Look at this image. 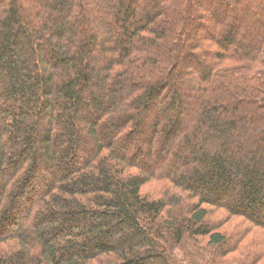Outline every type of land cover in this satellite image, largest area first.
<instances>
[{
    "label": "trees",
    "instance_id": "1",
    "mask_svg": "<svg viewBox=\"0 0 264 264\" xmlns=\"http://www.w3.org/2000/svg\"><path fill=\"white\" fill-rule=\"evenodd\" d=\"M0 264H264V0H0Z\"/></svg>",
    "mask_w": 264,
    "mask_h": 264
},
{
    "label": "rangeland",
    "instance_id": "2",
    "mask_svg": "<svg viewBox=\"0 0 264 264\" xmlns=\"http://www.w3.org/2000/svg\"><path fill=\"white\" fill-rule=\"evenodd\" d=\"M153 188H155L154 184H153V187H151V185H149V186L147 187V189H150V190H149L150 192L153 191ZM248 239L250 240V237H248Z\"/></svg>",
    "mask_w": 264,
    "mask_h": 264
}]
</instances>
